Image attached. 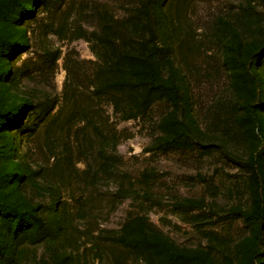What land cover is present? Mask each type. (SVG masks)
<instances>
[{"label": "rangeland", "instance_id": "374dc122", "mask_svg": "<svg viewBox=\"0 0 264 264\" xmlns=\"http://www.w3.org/2000/svg\"><path fill=\"white\" fill-rule=\"evenodd\" d=\"M0 264H264V0H0Z\"/></svg>", "mask_w": 264, "mask_h": 264}, {"label": "trees", "instance_id": "16d2710c", "mask_svg": "<svg viewBox=\"0 0 264 264\" xmlns=\"http://www.w3.org/2000/svg\"><path fill=\"white\" fill-rule=\"evenodd\" d=\"M3 209L5 210H12V207L10 205H2ZM253 216H256V213L255 212H252L251 213Z\"/></svg>", "mask_w": 264, "mask_h": 264}]
</instances>
